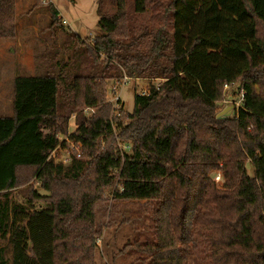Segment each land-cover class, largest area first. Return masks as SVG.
<instances>
[{
    "label": "trees",
    "instance_id": "1",
    "mask_svg": "<svg viewBox=\"0 0 264 264\" xmlns=\"http://www.w3.org/2000/svg\"><path fill=\"white\" fill-rule=\"evenodd\" d=\"M15 2L0 0V39L15 37ZM96 3L93 39L67 34L41 73L13 79L12 115L0 116V264H93L90 191L116 179L114 198L147 211L123 248L131 264H264V0ZM124 77L159 83L112 116L106 81ZM228 90L239 105L222 118ZM59 137L80 146L66 165ZM26 178L47 196L12 200Z\"/></svg>",
    "mask_w": 264,
    "mask_h": 264
},
{
    "label": "rangeland",
    "instance_id": "2",
    "mask_svg": "<svg viewBox=\"0 0 264 264\" xmlns=\"http://www.w3.org/2000/svg\"><path fill=\"white\" fill-rule=\"evenodd\" d=\"M43 0L42 4L33 7L31 0H16L15 37L13 39H0V116L12 115V91L15 76H34L42 72L49 63L48 52L58 48L68 35L80 34L85 41L93 39L97 34V0ZM50 3L57 10L58 16L65 25L49 28L50 14L47 4ZM80 26L75 31L74 23ZM62 50H60L61 52ZM159 81L146 79H110L106 81L105 98L113 107L112 116H118V108L123 113H129L133 108V97L148 92L150 85H157ZM226 97L219 103L220 117L227 118L233 114L239 105V96L236 90L226 91ZM117 102V103H116ZM85 116L91 112L84 110ZM114 113V114H113ZM76 129L74 116L68 123V133ZM60 143L65 142L54 152L56 162L66 165L70 153L80 152V146L74 145L67 137H59ZM103 145V144H102ZM118 151L129 150L126 144L115 140ZM65 163V164H64ZM247 173L251 174L249 167ZM219 171H215L214 181L217 186L221 184ZM34 190L38 195L47 196L34 179L26 178L22 185L13 190L10 195L12 200L22 202L30 197ZM119 190L117 179L110 187L90 191L93 198L92 210L94 225L97 234L93 237V264H131L134 257L132 254L123 252L127 244L134 239L132 221L140 218L141 222H147L144 203H130L114 198ZM41 203V202H39ZM92 243V240H90ZM5 243L0 241V247ZM199 259H191L188 264H199Z\"/></svg>",
    "mask_w": 264,
    "mask_h": 264
},
{
    "label": "crops",
    "instance_id": "3",
    "mask_svg": "<svg viewBox=\"0 0 264 264\" xmlns=\"http://www.w3.org/2000/svg\"><path fill=\"white\" fill-rule=\"evenodd\" d=\"M56 11H57V10H56ZM58 18L61 19V17H59V16H58ZM61 21H62V20H61ZM61 24H62V25H65V21H62ZM76 24H78V23H77V20H76V22L74 23V25H75L74 28L76 29L75 31L77 32V31H79L80 26H79V25L76 26ZM77 35L80 36V34H79L78 32H77Z\"/></svg>",
    "mask_w": 264,
    "mask_h": 264
},
{
    "label": "built area",
    "instance_id": "4",
    "mask_svg": "<svg viewBox=\"0 0 264 264\" xmlns=\"http://www.w3.org/2000/svg\"><path fill=\"white\" fill-rule=\"evenodd\" d=\"M124 79H127V78L124 77ZM79 156H80V152L77 151V152L75 153V157L78 158ZM67 162H68V161H67ZM64 164H65V163H64ZM216 180H219V177H218V176H216Z\"/></svg>",
    "mask_w": 264,
    "mask_h": 264
}]
</instances>
